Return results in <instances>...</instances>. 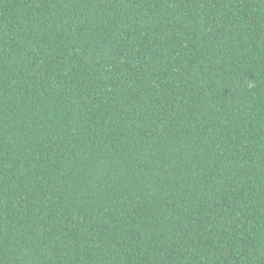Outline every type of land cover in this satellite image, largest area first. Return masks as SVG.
I'll use <instances>...</instances> for the list:
<instances>
[{
    "label": "trees",
    "instance_id": "obj_1",
    "mask_svg": "<svg viewBox=\"0 0 264 264\" xmlns=\"http://www.w3.org/2000/svg\"><path fill=\"white\" fill-rule=\"evenodd\" d=\"M0 264H264V0H0Z\"/></svg>",
    "mask_w": 264,
    "mask_h": 264
}]
</instances>
